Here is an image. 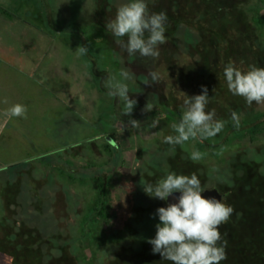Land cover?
<instances>
[{
	"label": "rangeland",
	"instance_id": "374dc122",
	"mask_svg": "<svg viewBox=\"0 0 264 264\" xmlns=\"http://www.w3.org/2000/svg\"><path fill=\"white\" fill-rule=\"evenodd\" d=\"M104 1L0 0V5L15 15L13 25L0 17V42L3 48L17 52L11 57L1 53L3 62L39 76L44 84L42 92L49 100L60 98L58 112L45 120L44 133L49 137L44 142L47 140L49 151L39 148L45 159L32 145L33 152H27L30 158L18 150L12 162L6 157L2 160L5 165L13 163V167L0 172V226L15 227L14 238L22 244L25 235L32 232L36 243H28L31 248L23 257L0 253V264H150L147 260L171 264L154 254L148 243L160 223L157 209L167 207L166 200L158 199L157 207L153 204L150 209L135 197L138 187L145 182L155 184L166 176V169L178 175L195 173L204 189L229 192L232 181L240 180L242 174L252 185L264 184V135L254 142L242 139L226 145L220 132L216 135L222 140L217 154L206 149L204 158L194 162L190 154L196 150L197 140L175 147L163 142L165 136L175 134L171 125L178 121L173 114L168 119H156L159 124L155 128L151 127L154 118L145 112L121 116L122 104L108 96L104 80L122 69L118 64L128 59V53L124 51V58L119 54L121 49L106 30V22L114 19L117 9L128 0H109L106 7ZM195 35L187 37L184 33L181 38L195 42ZM79 46L88 47L85 56L75 54ZM133 57L129 56V61ZM128 70L134 73L133 79L126 81L129 97L145 104L149 92L156 93L157 84L143 83L149 70ZM47 72L56 76L59 90L54 78H46ZM253 107L249 112L264 111V104ZM222 117L216 115L217 119ZM130 119L139 121L140 127L132 128ZM26 123L19 118L15 128L19 144L29 132L33 137L45 136ZM105 132L118 143L119 148L111 153L105 151L99 136ZM42 162L45 164L40 165ZM26 169H30L29 174L23 173ZM96 177L102 178L108 197L113 199L109 225L92 213L99 195ZM20 178L22 192L18 194L12 187L8 209L3 211V186L9 179L16 182ZM108 201L104 199L107 205ZM248 246L233 243L220 264L252 261L254 248ZM258 250L264 252V239Z\"/></svg>",
	"mask_w": 264,
	"mask_h": 264
},
{
	"label": "trees",
	"instance_id": "16d2710c",
	"mask_svg": "<svg viewBox=\"0 0 264 264\" xmlns=\"http://www.w3.org/2000/svg\"><path fill=\"white\" fill-rule=\"evenodd\" d=\"M146 2L150 12H166L168 21L165 32L167 42L159 46L160 56L157 63L160 66L155 70L159 72L161 80L155 83L157 90L153 88L156 93L149 92L146 101V104L151 103L154 108L150 112H145L144 115L148 114L156 120L168 119L169 115L173 114L177 122L180 119L184 94L190 97L202 94V86H205L210 97L206 111L215 109L216 115L223 116L222 120L227 121L221 131L224 136L221 138L226 145H232L236 140L242 139L254 142L262 137L264 111L249 112V108H254L255 102L249 106L243 97L228 91L223 68L229 62H234L237 67L245 71L250 65L264 67V0H255V3L251 0H146ZM0 17H4L5 23L11 24L15 15L10 8L0 5ZM184 33L187 37L190 33L196 34L197 41H188V43L187 39L181 38ZM2 63L17 69L11 63L3 62V60ZM36 79V85L43 89L44 84L39 76ZM146 104L142 106L137 102L132 114L144 112L142 110ZM233 111L237 112L241 118L239 129L234 127L231 120ZM33 130L39 132L36 127ZM33 136L31 133L28 137L25 136V140L27 139L29 143L19 144L18 147L21 149L18 150L26 155L25 158H30L31 154L28 153L33 152L30 148L34 145L36 154L41 153L40 156L44 160L45 154L42 155L40 149L43 148L47 152L48 147L45 142H42V135ZM221 138L215 136L203 142L197 140L194 145L196 150L205 154L206 149L217 154L221 147ZM50 163L53 164L51 161ZM43 164L45 163L42 162L40 165ZM12 167L13 165L4 166L2 171ZM29 171L30 169H26L23 173L29 174ZM243 177L244 174L240 180L232 181L229 192L217 188L223 194V202L234 209L229 221L222 224L219 231L222 238L227 241V247L236 243V246L242 244L254 248L255 258L247 264H264V252L258 250L260 241L264 239V184L252 185L247 182L246 177ZM70 178L73 179L71 175ZM95 180L98 183L99 195L92 213L97 220L109 225L112 220L113 199L108 197L109 192L104 189L102 178L96 177ZM32 183L33 181L30 182L31 186ZM12 187L16 188V193H21L24 188L22 178L16 182L9 179L6 181V186H3V202L5 203L3 211L8 209L7 202L13 192ZM136 194L135 197L146 202L150 209L153 204L157 207L158 199L146 197L142 186L138 187ZM106 198L109 200L108 205L104 203ZM15 231V227L0 226V253L3 256L19 253L23 257V254L27 255L28 249L31 248L28 243H36L32 232L25 235V244L17 243V237L14 238ZM148 261L150 264H161L159 260L158 263L152 262L153 260Z\"/></svg>",
	"mask_w": 264,
	"mask_h": 264
},
{
	"label": "clouds",
	"instance_id": "9594fccd",
	"mask_svg": "<svg viewBox=\"0 0 264 264\" xmlns=\"http://www.w3.org/2000/svg\"><path fill=\"white\" fill-rule=\"evenodd\" d=\"M168 17L166 12H150L146 0H128L118 9L114 19L106 22V30L116 38L117 45L129 56L139 54L140 57L158 59L159 46L167 42L165 32ZM127 37L126 40L123 38ZM89 49L79 46L75 54L85 56ZM223 76L227 89L233 95L241 96L251 106L264 104V67L250 65L248 70H242L234 62H229L223 68ZM134 73L128 69H120L118 73L109 74L104 80L108 96L115 97L123 105L121 116H131L137 104L129 97V86L126 81L132 80ZM159 72L149 70L143 83L151 85L160 82ZM214 91V90H213ZM208 89L202 86V94L188 96L184 94L182 112L177 123L171 125L174 135H167L163 142L170 146L184 145L190 140H205L214 138L220 133L227 121L216 118V110L206 111L209 103ZM7 103V101H4ZM154 105L147 103L144 112H150ZM7 117L28 118L26 105L16 103L6 109ZM240 116L231 113L235 128L239 129ZM132 128L140 127V122L130 119ZM158 120H153L151 127L155 128ZM109 144L118 148L116 140L109 139ZM206 154L194 150L190 159L198 162ZM166 176L155 184L145 182L143 189L146 194L160 200L179 192L178 203L157 209L159 221L156 225V235L150 239L153 253H158L163 260L172 264H220L227 259V241L222 238L219 227L229 221L234 212L233 207L215 198L206 199L201 195L205 191L195 173L191 175L177 174L167 171Z\"/></svg>",
	"mask_w": 264,
	"mask_h": 264
},
{
	"label": "crops",
	"instance_id": "0c3cea01",
	"mask_svg": "<svg viewBox=\"0 0 264 264\" xmlns=\"http://www.w3.org/2000/svg\"><path fill=\"white\" fill-rule=\"evenodd\" d=\"M1 53L10 57L17 55L16 49L3 48L2 42H0ZM2 60L0 57V172L4 166L13 164L8 163L5 165L2 160L6 157V160L8 158L12 162V157L18 151L17 146L19 145L15 128L19 126L18 120L20 117H7L5 115L6 109L16 103L26 105L28 108V118L25 119L27 122L26 127L38 128L41 134H45V136H42V142H44L49 137L48 132L44 133V128L47 126L45 120H47L49 114L58 112L60 104V98L50 99V101L49 96L43 94L42 89L36 85V77L38 76L26 74L19 69L2 63ZM45 76L48 79L54 78L55 87L58 90L60 89V83L56 82V76L49 74V72L45 73ZM5 100L7 103L4 102ZM30 119L32 120L31 123ZM20 140L21 143L26 145L29 143L25 138ZM45 143L47 145V140Z\"/></svg>",
	"mask_w": 264,
	"mask_h": 264
},
{
	"label": "flooded vegetation",
	"instance_id": "af4514ba",
	"mask_svg": "<svg viewBox=\"0 0 264 264\" xmlns=\"http://www.w3.org/2000/svg\"><path fill=\"white\" fill-rule=\"evenodd\" d=\"M108 1L109 0L104 1V3H103L104 4V7H106L107 5H109V2ZM108 11H110V10H108ZM123 39L126 40L127 37H124ZM118 52H120L119 54H121L122 57L124 58V53L126 51L124 52V50L121 49V51H118ZM127 56H128V59L127 60H126V58H124V62L118 64V65H122V67L120 66L122 69H131V70H142V71H146V70H156L160 66L159 63H157V59L153 60L152 58H144V57H140L139 54H137V55H135L133 57V59L131 61H129V55H126L125 57H127ZM145 104L143 102H141V105L142 106L145 105ZM121 108L123 109V105L121 106ZM108 134H109V132H105V133H102L99 136L103 138L102 141H103L104 147L106 149L105 151L111 153L113 151L112 149L113 148L115 149V147L111 146L109 144L108 140L109 139L114 140V139L111 136H109Z\"/></svg>",
	"mask_w": 264,
	"mask_h": 264
},
{
	"label": "water",
	"instance_id": "95a60500",
	"mask_svg": "<svg viewBox=\"0 0 264 264\" xmlns=\"http://www.w3.org/2000/svg\"><path fill=\"white\" fill-rule=\"evenodd\" d=\"M180 195L181 193L179 192H175L171 194L166 200L167 206L172 203H178V199ZM201 195L206 199L215 198L217 200H222L223 202V194L217 188L205 189V191L202 192Z\"/></svg>",
	"mask_w": 264,
	"mask_h": 264
}]
</instances>
